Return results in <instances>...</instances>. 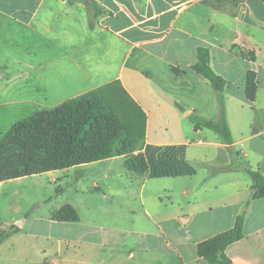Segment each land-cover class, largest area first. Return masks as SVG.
Instances as JSON below:
<instances>
[{"label":"crops","instance_id":"crops-1","mask_svg":"<svg viewBox=\"0 0 264 264\" xmlns=\"http://www.w3.org/2000/svg\"><path fill=\"white\" fill-rule=\"evenodd\" d=\"M2 28L25 31L34 60L25 100L0 103L12 107L5 117L117 84L145 115L135 154L147 169L116 167L128 158L120 156L46 172L53 183L74 173L73 197L47 215H34L39 202L0 227V264H206L197 245L239 216L243 238L226 256L264 264V198L252 199L248 175L264 178V0H0ZM198 48L223 91L191 71ZM201 122H224L231 144L195 130ZM66 206L78 221L56 218Z\"/></svg>","mask_w":264,"mask_h":264},{"label":"trees","instance_id":"trees-1","mask_svg":"<svg viewBox=\"0 0 264 264\" xmlns=\"http://www.w3.org/2000/svg\"><path fill=\"white\" fill-rule=\"evenodd\" d=\"M190 69L218 91H223L227 85L211 69L210 54L205 48L197 49L196 62ZM123 112H130L124 124L115 116ZM144 126V113L117 84L92 90L54 110L34 113L13 124L0 138V182L120 156L128 157L124 162L127 169L143 173L147 164L141 154L135 153L141 146ZM202 127L216 132L226 144H231V135L224 122H201L194 129ZM248 175L252 181V199L264 198V178L251 172ZM56 218L78 221L77 214L69 206ZM12 229L16 231V227ZM7 236V232L0 233V243ZM242 238L243 218L239 216L232 229L199 243L198 255L206 264H231L225 250Z\"/></svg>","mask_w":264,"mask_h":264},{"label":"rangeland","instance_id":"rangeland-1","mask_svg":"<svg viewBox=\"0 0 264 264\" xmlns=\"http://www.w3.org/2000/svg\"><path fill=\"white\" fill-rule=\"evenodd\" d=\"M2 29L0 31V92L9 91L11 97L0 98V103L8 99L23 98L25 100V71L27 70L25 63H30L28 60L34 61L28 58L26 61L25 31L18 32L17 28L13 30ZM11 110L12 107H0V138L13 123L27 118L25 117V109L16 112L12 117H5ZM18 110V108L15 109V111ZM130 112L127 114L125 112L117 113L115 116L124 124L125 119H129ZM137 131L140 135V126H138ZM115 166L124 169L125 164L123 165L120 160L115 163ZM57 173L60 174L59 171ZM71 175L53 183L50 180V174L44 173L32 180L25 181L23 179L20 182L5 185L0 190V227L9 230L12 223L16 225L14 222L23 219L25 213L39 202L41 204L36 208L34 215H47L52 207H56L66 199L71 200L74 173ZM60 185L65 189L62 195L58 193ZM25 192L29 200L25 197Z\"/></svg>","mask_w":264,"mask_h":264}]
</instances>
